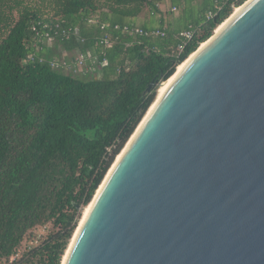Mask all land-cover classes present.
I'll use <instances>...</instances> for the list:
<instances>
[{
	"label": "trees",
	"instance_id": "trees-1",
	"mask_svg": "<svg viewBox=\"0 0 264 264\" xmlns=\"http://www.w3.org/2000/svg\"><path fill=\"white\" fill-rule=\"evenodd\" d=\"M164 1L0 0V262H62L81 207L155 101L158 83L247 0H172L178 12H164ZM77 51L91 53L86 71L51 65L68 52L73 65ZM48 223L47 236L20 254L24 239Z\"/></svg>",
	"mask_w": 264,
	"mask_h": 264
},
{
	"label": "water",
	"instance_id": "water-1",
	"mask_svg": "<svg viewBox=\"0 0 264 264\" xmlns=\"http://www.w3.org/2000/svg\"><path fill=\"white\" fill-rule=\"evenodd\" d=\"M241 7L157 95L64 264H264V0Z\"/></svg>",
	"mask_w": 264,
	"mask_h": 264
},
{
	"label": "built area",
	"instance_id": "built-area-1",
	"mask_svg": "<svg viewBox=\"0 0 264 264\" xmlns=\"http://www.w3.org/2000/svg\"><path fill=\"white\" fill-rule=\"evenodd\" d=\"M161 5V4H160ZM174 11L178 10L176 6H173L172 8ZM209 16H212V13H209ZM96 20L94 17L90 19L91 22H94ZM125 31L127 33L133 34V33H143L144 30L141 27H136V28H130L129 26H125ZM154 34H161L163 35L164 33L161 32L160 30H154ZM182 36H185L187 38H191L193 36V31L192 30H186L181 33ZM107 44H109L108 40L106 41ZM181 50H183V45H180ZM91 54V53H90ZM89 54V55H90ZM84 52H74V58L73 60L75 63L72 65V63L69 61V56L72 57V55L69 54H64L61 57H57L54 60L51 61V65L54 68H64L67 71H73L74 73H81V71H86L87 70V56ZM91 56V55H90ZM97 57L93 60V62H96ZM44 58L41 57V61H43Z\"/></svg>",
	"mask_w": 264,
	"mask_h": 264
},
{
	"label": "bare ground",
	"instance_id": "bare-ground-1",
	"mask_svg": "<svg viewBox=\"0 0 264 264\" xmlns=\"http://www.w3.org/2000/svg\"><path fill=\"white\" fill-rule=\"evenodd\" d=\"M243 7V6H242ZM241 6H238V7H236L235 8V10H234V12L232 13V16L236 13V12H238L241 8H242ZM228 21H225V22H223L218 28H217V30H216V32L219 30V29H221L226 23H227ZM207 42V41H206ZM206 42H203L200 46L202 47ZM200 47V48H201ZM194 53V52H193ZM194 54H192L190 57H188L184 62H182L181 64H179L178 65V67H177V69H176V71H175V73L170 77V78H168L161 86H160V89H159V91H158V97L161 95V93L165 90V88L169 85V83L174 79V77L178 74V72L181 70V68L185 65V63L193 56ZM158 97L156 98V99H158ZM156 101H154V103H155ZM154 104H152V106H153ZM152 106H151V108H152ZM150 108V109H151ZM150 111V110H149ZM148 111V112H149ZM145 118V117H144ZM140 126V125H139ZM134 135V134H133ZM133 137V136H132ZM131 140V139H130ZM128 143H129V141H128ZM128 143L126 144V146L128 145ZM126 146H124V148L122 149V151L117 155V157H116V159H115V161H114V163L112 164V166H111V168L109 169V171L108 172H110L111 171V169L113 168V166L115 165V163L117 162V160L119 159V157H120V155L122 154V152L124 151V149L126 148ZM101 186V185H100ZM101 187H99L98 189H97V191L96 192H98L99 191V189H100ZM92 202H93V200L86 206V208H85V210H84V213H83V216L81 217V219H80V223L78 224V227H77V229L75 230V233H74V236L71 238V241H70V244H69V246H68V248H67V250H66V252H65V254H64V257H63V260H62V262L60 263V264H64L65 263V260H66V257H67V255H68V252H69V250H70V247H71V245H72V243H73V240H74V238H75V236H76V234H77V232H78V229H79V227H80V225H81V223H82V221H83V219H84V217H85V215H86V213H87V211H88V209L90 208V206H91V204H92Z\"/></svg>",
	"mask_w": 264,
	"mask_h": 264
},
{
	"label": "rangeland",
	"instance_id": "rangeland-1",
	"mask_svg": "<svg viewBox=\"0 0 264 264\" xmlns=\"http://www.w3.org/2000/svg\"><path fill=\"white\" fill-rule=\"evenodd\" d=\"M162 3H164V2H162ZM162 3H161V7H162ZM167 3L169 4V7H170V3L169 2H167ZM234 10H235V8H234ZM176 12H178V10H176ZM67 54L71 55L72 53L68 52ZM159 89H160V87L157 88V95H158ZM86 206L81 207L78 224L80 223V219L83 216V213H84ZM51 226H52L51 223H48L47 225H39V226L35 227V229L33 230V233L28 235L24 239V241L22 242L20 249H19L20 254L25 252V250L27 249V247L29 245L33 246L35 244H39L47 236V234L50 232V230L52 229ZM77 227H78V225H77ZM8 262L10 263V261H8ZM8 262L3 261V262H0V264H7Z\"/></svg>",
	"mask_w": 264,
	"mask_h": 264
},
{
	"label": "crops",
	"instance_id": "crops-1",
	"mask_svg": "<svg viewBox=\"0 0 264 264\" xmlns=\"http://www.w3.org/2000/svg\"><path fill=\"white\" fill-rule=\"evenodd\" d=\"M167 2L170 3V7H169V4ZM172 8H173L172 0H165L164 3H162V9L164 12H170V9H172ZM143 15H144V13H143Z\"/></svg>",
	"mask_w": 264,
	"mask_h": 264
}]
</instances>
